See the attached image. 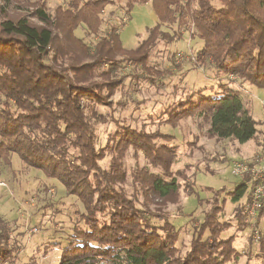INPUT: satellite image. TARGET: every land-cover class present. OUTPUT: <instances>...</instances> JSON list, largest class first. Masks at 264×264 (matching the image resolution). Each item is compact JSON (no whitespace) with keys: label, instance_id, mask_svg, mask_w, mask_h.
Listing matches in <instances>:
<instances>
[{"label":"trees","instance_id":"obj_1","mask_svg":"<svg viewBox=\"0 0 264 264\" xmlns=\"http://www.w3.org/2000/svg\"><path fill=\"white\" fill-rule=\"evenodd\" d=\"M64 1L66 6H58L53 16L46 13L44 4L37 5L34 17L41 27L26 18L0 14V166H9L14 154L25 166L56 179L84 208L74 222L70 241L60 250L58 264L235 262L240 254L234 235L221 237L230 225L218 219L223 201L218 198L204 212L189 248L182 253L177 247L179 232L170 221L171 214L158 207L178 204L177 174L184 176L172 172L176 163V149L169 145L172 136L123 122L117 123L103 147L97 145L92 122L100 121L97 107L109 106V99L122 85V78L116 77L121 64L147 72L152 48L158 40H168V34L157 24L144 41L128 50L122 46L119 27L111 24L90 46L74 31L84 25L96 34L100 16L114 0ZM148 1L125 0V13ZM217 1L219 7L211 0H152V7L160 23L178 20L192 25L194 36L203 43L195 61L211 63L218 80L233 76L264 88V0ZM217 88L207 94L198 89L171 103L160 115L162 122L174 127L198 117L208 124L209 138L238 144L256 141L251 101L224 83L218 82ZM129 152L144 157L158 171L143 166L128 174L125 158ZM107 156V165L101 167ZM247 181V176L242 177L228 192L232 203L248 192L247 203ZM263 212L261 207L254 228ZM246 214L236 211V231L248 227ZM153 220L162 225L156 226ZM9 240V227L0 221V264L15 260ZM255 256L264 264L263 236H258Z\"/></svg>","mask_w":264,"mask_h":264},{"label":"rangeland","instance_id":"obj_2","mask_svg":"<svg viewBox=\"0 0 264 264\" xmlns=\"http://www.w3.org/2000/svg\"><path fill=\"white\" fill-rule=\"evenodd\" d=\"M211 3L220 6L217 0H211ZM38 4H44L46 13L53 16L58 6H66V1L0 0V14L7 13L12 19L26 18L41 27L42 24L34 17ZM124 4L125 0H114L105 7L96 34L80 25L74 35L93 46L105 35L109 25L115 24L119 27L122 46L129 50L135 49L147 38L150 29L159 24L169 39L156 42L148 58L147 72L125 62L121 64L116 77L122 78V85L109 99V106L97 107L100 121L92 122L98 147H103L108 136L116 130L117 123L123 122L147 132L159 131L172 136L169 145L176 149L172 172H183L184 176L177 174L180 183L178 204L158 207L171 214L170 221L179 232V250L183 253L189 248L204 212L213 199L218 198L223 200L218 219L230 225L221 237L234 235L233 244L240 254L238 260L229 264H261L262 260L255 255L258 236L264 237V217L257 228L253 227L255 217H248V227L236 231L234 216L239 209L244 214L248 192L237 203L231 202L228 192L242 180L241 176L232 174L233 164L253 165L264 154V88L251 86L233 76H223L218 80L211 63L198 65L195 57L203 43L194 36V28L189 22L160 23L153 11L152 0L135 5L130 14L125 13ZM218 82L238 90L251 101L252 116L257 121L256 141L238 144L231 139L209 138L206 134L208 124L198 117L188 118L174 127L162 122L160 115L168 105L198 89H205L206 94L217 92ZM107 163L108 156L100 165L105 167ZM125 166L128 174L143 166L158 171L144 157L136 158L131 152L125 158ZM130 180L129 175V182L125 185L128 193L131 192ZM206 187L221 190L216 193L204 189ZM189 190L193 194L187 196ZM262 207L264 210V199ZM149 208L154 209L156 205H149ZM82 212L84 208L80 201L67 194L56 179L47 178L39 170L25 166L16 155H11L9 166H0V221L9 227V246L15 254L11 264H58L60 250L70 241L74 222ZM153 222L156 226L162 225L157 220Z\"/></svg>","mask_w":264,"mask_h":264},{"label":"built area","instance_id":"obj_3","mask_svg":"<svg viewBox=\"0 0 264 264\" xmlns=\"http://www.w3.org/2000/svg\"><path fill=\"white\" fill-rule=\"evenodd\" d=\"M232 174L241 177L248 176L249 179L246 184L248 185L250 197L244 210L248 214V217L256 218L264 199V154L253 165L241 162L234 163Z\"/></svg>","mask_w":264,"mask_h":264}]
</instances>
